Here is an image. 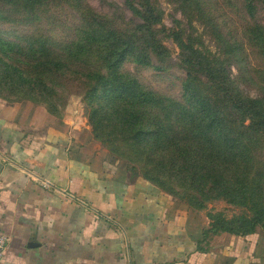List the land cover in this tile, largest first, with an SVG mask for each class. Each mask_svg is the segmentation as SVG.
I'll return each instance as SVG.
<instances>
[{
  "label": "trees",
  "instance_id": "1",
  "mask_svg": "<svg viewBox=\"0 0 264 264\" xmlns=\"http://www.w3.org/2000/svg\"><path fill=\"white\" fill-rule=\"evenodd\" d=\"M124 1L140 22L118 23L115 13L98 12L86 0H0V97L51 111L65 81L77 84L94 130L102 128L97 116L105 117L110 137L124 143L112 150L116 159L138 164L144 179L194 207L224 199L250 210L209 215L205 236L264 229V165L256 151L264 147V100L245 95L223 62L183 29L172 33L185 72L180 96L146 89L125 66L167 68L153 29L160 17L148 0ZM242 1L254 20L264 0ZM245 35L252 48L264 49L263 25H246Z\"/></svg>",
  "mask_w": 264,
  "mask_h": 264
},
{
  "label": "crops",
  "instance_id": "2",
  "mask_svg": "<svg viewBox=\"0 0 264 264\" xmlns=\"http://www.w3.org/2000/svg\"><path fill=\"white\" fill-rule=\"evenodd\" d=\"M88 128L0 99V264H264V238L205 236L204 215L107 166Z\"/></svg>",
  "mask_w": 264,
  "mask_h": 264
},
{
  "label": "rangeland",
  "instance_id": "3",
  "mask_svg": "<svg viewBox=\"0 0 264 264\" xmlns=\"http://www.w3.org/2000/svg\"><path fill=\"white\" fill-rule=\"evenodd\" d=\"M98 12L116 14V21L140 22L131 11L126 7L124 0H86ZM140 1V0H133ZM156 9L160 22L153 26L157 32L159 49L166 52L168 56L167 68L159 71L153 68H136L133 63H127L125 70L137 77L142 85L148 90H154L165 95L178 98L181 93V79L185 72L178 66V54L180 48L172 38L174 30L181 29L185 34L191 35L196 39L201 49H207L210 54L216 56L223 62L228 70L231 79L247 96L264 100V49H255L249 45L245 35L246 25L252 23L264 26V2L257 5L255 19L249 18L243 8L242 0H148ZM137 4V3H135ZM63 18L68 15L66 9L57 10ZM67 16V19L69 18ZM62 29H55L52 34L63 35ZM185 35H182L184 38ZM185 40V38H184ZM60 91V92H59ZM59 94L52 100L51 111L44 107L52 116L59 121L72 120L75 125L88 128L91 140L96 144V148L102 156L107 166L115 167L121 174L141 176L142 170L123 158L116 159L112 150L124 149V143L110 137L109 119L97 116L101 124V129L94 130L90 121V109L84 99V90L73 83H64V88L58 90ZM6 101V99L1 98ZM23 101V100H21ZM52 107L53 110H52ZM259 160L264 153V147H258ZM264 169V167H263ZM143 178V177H142ZM170 195L177 204L204 215L208 222L207 229L210 227L211 217L209 215L223 214L226 218L241 214L250 215V210L246 207L229 203L224 199H210L204 202L202 208L194 207L182 196ZM206 229V230H207ZM264 238V229L258 226L255 230ZM231 234L228 232H220ZM217 234V235H218ZM209 239L216 235L208 234Z\"/></svg>",
  "mask_w": 264,
  "mask_h": 264
},
{
  "label": "built area",
  "instance_id": "4",
  "mask_svg": "<svg viewBox=\"0 0 264 264\" xmlns=\"http://www.w3.org/2000/svg\"><path fill=\"white\" fill-rule=\"evenodd\" d=\"M9 243V237L5 233H0V261L3 258V253Z\"/></svg>",
  "mask_w": 264,
  "mask_h": 264
}]
</instances>
